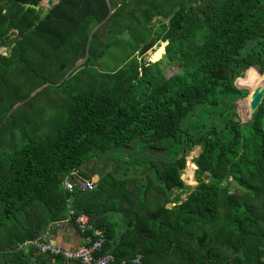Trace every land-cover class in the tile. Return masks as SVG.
Segmentation results:
<instances>
[{
    "label": "trees",
    "instance_id": "trees-1",
    "mask_svg": "<svg viewBox=\"0 0 264 264\" xmlns=\"http://www.w3.org/2000/svg\"><path fill=\"white\" fill-rule=\"evenodd\" d=\"M40 1L0 0V264H81L24 245L67 217L71 196L104 233L109 264H264V97L241 122L234 101L247 90L233 85L264 83V0H57L43 17L24 6ZM140 41L166 42L161 58L135 57ZM123 46L121 65L97 69ZM64 66L75 69L61 79ZM47 87L65 95L50 126L16 127ZM100 159L112 170L94 188L64 189Z\"/></svg>",
    "mask_w": 264,
    "mask_h": 264
},
{
    "label": "rangeland",
    "instance_id": "rangeland-1",
    "mask_svg": "<svg viewBox=\"0 0 264 264\" xmlns=\"http://www.w3.org/2000/svg\"><path fill=\"white\" fill-rule=\"evenodd\" d=\"M46 6V0H43L41 2V7ZM167 19L162 18V17H154L151 22H150V26H156L159 25L161 23H166ZM121 37L125 38V34H121ZM141 41L136 43V45L138 46L139 50L136 51L134 53L135 57H138L141 60H144L145 62L149 61V62H155L157 60H159L161 58V56L163 55L164 52V46L166 44V42H163L159 45L153 44V43H147V44H141ZM149 44H151L147 50H145V48L147 46H149ZM112 54L110 52H108V55L110 56H104L99 63L96 65L97 69L99 70H108V69H112L115 68L116 66H119L122 64L123 62V57L128 54L127 53V47L123 46V53L117 49H112ZM9 52V47L8 46H2L0 47V56H4L7 55ZM158 53L157 57H156V53ZM87 55H89V57L91 56L90 53V49L88 50L86 47V52H85V56L87 57ZM84 60L79 61L78 63H76L77 65L75 67H77L78 65H80L81 63H83ZM164 65V62H163ZM74 66H67V67H62L61 72L63 74V77L61 79L67 78L73 71L75 68H72ZM255 69V68H254ZM256 70V69H255ZM179 71V67L176 65H171V66H165L164 67V75L166 77H169L171 75H173L174 73H177ZM257 71V70H256ZM258 73V71H257ZM259 74V73H258ZM245 75V74H244ZM260 75V74H259ZM262 75H264V71L262 73ZM10 78V77H9ZM60 79V81H61ZM59 81V82H60ZM234 84L239 88V89H246L247 90V94L245 96L239 97L234 101V105H235V112L237 113V118L241 121V122H246L247 120L250 119L251 117V113H250V109L247 108L246 111H243L242 106L245 104V100L249 97L250 94V90L243 87V86H238L236 84V80L234 82ZM28 86L25 85L24 86V90L27 89ZM4 88H1V91H3ZM40 88L36 89L35 91H33L29 97H31L32 95H34V93L36 91H38ZM53 87H47L46 89H44L41 93H38L35 97H33V99L30 101V105H28L27 107H24L22 109H20V111L16 114V118H15V125L20 126L22 125L23 122H20L23 118H26L25 121H27V126H31V128L39 133H43L45 131L46 128H48L51 124V117L52 115L56 112L55 110L58 109V107L60 106L61 103V99L60 98H64L65 95L63 94L62 91H58L56 92H52ZM20 103H18L16 106L20 105ZM249 112V113H248ZM8 134V131L6 132ZM14 134L16 136V138L19 137V131L16 129H14ZM19 141V140H18ZM20 142V141H19ZM199 146H195L191 151H189L185 157V168L183 169L182 173H181V179L184 181L185 185H188L190 187L195 186L196 181L194 178V164L192 162V158L194 156H196V154L199 152ZM190 164H193L191 168H189ZM185 195H182L181 197L183 198Z\"/></svg>",
    "mask_w": 264,
    "mask_h": 264
},
{
    "label": "built area",
    "instance_id": "built-area-1",
    "mask_svg": "<svg viewBox=\"0 0 264 264\" xmlns=\"http://www.w3.org/2000/svg\"><path fill=\"white\" fill-rule=\"evenodd\" d=\"M74 180H77V183ZM76 184H78L80 191L91 189V181L84 179L77 171L73 170L64 177L63 186L64 189L72 192ZM68 201L69 198L67 199V204ZM67 213L69 219L73 216L75 225L83 237L81 244L73 249L64 248L49 239L47 229L39 236L24 242V245L34 248L40 253L59 256L67 261H76L81 264L112 263L115 258L110 251L99 254L102 245L106 242V237L101 230L95 228L90 215L84 211H78L69 205H67ZM140 258L141 255L125 258L121 260V264L127 262L138 264Z\"/></svg>",
    "mask_w": 264,
    "mask_h": 264
},
{
    "label": "crops",
    "instance_id": "crops-1",
    "mask_svg": "<svg viewBox=\"0 0 264 264\" xmlns=\"http://www.w3.org/2000/svg\"><path fill=\"white\" fill-rule=\"evenodd\" d=\"M95 163L96 162H92V163L87 164V168L90 170V172H89L88 177H83L84 179H88L91 182H93L97 179V175L91 174V168L94 167ZM104 165L106 166V164H104ZM101 172H103V171H101ZM74 181H75V183H77V180H74ZM77 185L78 184H76V186L74 188L79 189V187ZM68 205L70 207L74 208V198L72 196L69 197ZM76 210H78V209H76ZM112 215L114 218L120 217V215L116 214V213L115 214L113 213ZM120 219L122 220L123 217L121 216ZM69 220L70 219L68 218V215H67V217L65 219L61 220L60 222L51 224L48 228V237L51 241L55 242L56 244L61 245L64 248L73 249L82 243L83 237L80 234V232L78 231L76 225L71 224ZM120 225H121V223H120Z\"/></svg>",
    "mask_w": 264,
    "mask_h": 264
},
{
    "label": "water",
    "instance_id": "water-1",
    "mask_svg": "<svg viewBox=\"0 0 264 264\" xmlns=\"http://www.w3.org/2000/svg\"><path fill=\"white\" fill-rule=\"evenodd\" d=\"M43 0H41L40 2H39V4H37V5H33V4H25L24 6H25V8H28V7H31V8H34L36 11H39L40 9H41V13H40V15H41V17H43L44 15H45V13L48 11V9L53 5V4H55L56 2H57V0H46V6H44V7H42V8H40L41 7V2H42ZM142 43H140V45H141ZM151 44H149V46H147L146 48H145V50H147L149 47H151L150 46ZM237 79V78H236ZM235 79V80H236ZM235 80L233 81V85L234 86H236L235 84H234V82H235ZM237 87V86H236ZM238 88V87H237ZM263 97H264V83L263 84H260L259 86H257L254 90H253V92H252V94H251V96H250V103H249V109H250V113L252 114L254 111H255V109L258 107V105L260 104V102H261V100L263 99ZM251 118V117H250ZM250 120V119H249ZM125 148H129V146L128 145H126L125 146ZM149 149H155V150H160V149H156V148H152V147H148ZM145 149V147H142V150H144ZM120 152L122 151V150H119ZM113 152H109V153H107L106 154V156L107 155H110V154H112ZM141 153V152H140ZM102 161V159H100L99 161H97L96 163H95V165H94V167L93 168H91V174H95V175H97V179L95 180V181H93V182H91V188H94L96 185H97V183L103 178V176L106 174V173H108L109 171H111L112 170V166L110 165V166H107V167H105V165L101 162ZM196 169V166L194 165V170ZM101 171H103V172H101ZM89 190V189H88ZM87 190V191H88ZM124 231V229H122V232ZM34 264H36L35 262H34Z\"/></svg>",
    "mask_w": 264,
    "mask_h": 264
},
{
    "label": "bare ground",
    "instance_id": "bare-ground-1",
    "mask_svg": "<svg viewBox=\"0 0 264 264\" xmlns=\"http://www.w3.org/2000/svg\"><path fill=\"white\" fill-rule=\"evenodd\" d=\"M158 53H159V52L156 53V57H157ZM158 56H159V55H158Z\"/></svg>",
    "mask_w": 264,
    "mask_h": 264
},
{
    "label": "flooded vegetation",
    "instance_id": "flooded-vegetation-1",
    "mask_svg": "<svg viewBox=\"0 0 264 264\" xmlns=\"http://www.w3.org/2000/svg\"><path fill=\"white\" fill-rule=\"evenodd\" d=\"M158 151H161V150H158ZM179 156H180V154H179Z\"/></svg>",
    "mask_w": 264,
    "mask_h": 264
}]
</instances>
